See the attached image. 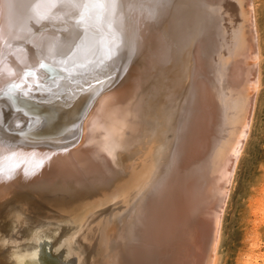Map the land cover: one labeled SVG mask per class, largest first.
I'll use <instances>...</instances> for the list:
<instances>
[{"label":"bare ground","instance_id":"bare-ground-1","mask_svg":"<svg viewBox=\"0 0 264 264\" xmlns=\"http://www.w3.org/2000/svg\"><path fill=\"white\" fill-rule=\"evenodd\" d=\"M179 2L123 0L113 20L121 41L117 54L105 62L107 66L98 74L87 70L89 78L71 82L70 99L65 101L70 106L67 114L79 110L100 88L77 126L73 121L61 132L42 130V135L36 136L30 131L19 138L17 131L24 128L20 121H10L5 128L3 124L18 112L29 115L32 112L26 106L16 111L18 106L14 107L8 98L0 99V142L4 149L0 155L15 152L44 161L29 177L21 167L14 178L0 182V204L12 187L27 191L23 185L32 187L35 184L32 180L38 178H44L46 183L33 189L43 192L33 201L51 209H71L68 214H75L76 223L82 215L70 198L95 195L92 199H103L105 205L109 204L106 209L92 213L87 226L52 249L40 245L39 264H81L84 258L91 257L95 231L102 237L101 250L92 254L97 259L94 264H211L209 257L211 252L215 256L221 212L237 152L240 153L246 137L240 135L243 141L239 144V134L231 136L230 149H226L230 134L225 129L228 125L225 117L233 102L232 112L237 119L241 118L236 123L238 133L243 129L242 123L250 114L252 85L258 83L252 79L251 84L245 79L255 69L251 56L255 50L250 48L244 33L247 27L251 33L252 20L245 17L248 0H207L204 23L199 16L194 19L180 10ZM46 3L47 0H0V48L5 55L0 65L4 71L0 87L10 80L23 88V80L43 83L42 78L51 76L50 70L43 67L54 68L52 65L66 59L69 46L83 35L75 25V15L70 19L66 13L71 10L59 4L51 9V16L62 19L38 20V15L49 11ZM152 12L154 15L149 18ZM102 28L107 31L106 24ZM225 44L237 60L233 63L230 59L235 80L231 83V94L226 96L217 87L216 75L222 72L211 61L214 57L222 66L229 63L223 53H217ZM68 66L71 64L64 65ZM25 67H30L36 77L25 78ZM9 72L14 75L9 76ZM41 89H49V83L45 82ZM40 94H37L40 98L46 97ZM28 120L36 122L33 117ZM74 132L81 136V142L73 148L71 142L67 150L58 149L65 146ZM42 136L58 139H33ZM155 139L149 153L147 147ZM114 143L120 149L110 160L101 147L111 151ZM44 194L55 198L48 202ZM103 211L109 214L104 221L96 216ZM8 226L12 229L14 222ZM8 226L0 227V240L10 239L2 234Z\"/></svg>","mask_w":264,"mask_h":264},{"label":"rangeland","instance_id":"rangeland-1","mask_svg":"<svg viewBox=\"0 0 264 264\" xmlns=\"http://www.w3.org/2000/svg\"><path fill=\"white\" fill-rule=\"evenodd\" d=\"M250 5L252 7H250ZM248 8L251 9L249 12H248L249 10ZM246 9L247 11H246L245 17L247 19L252 20L251 21V33L247 26H246L247 27L246 30H244V33L248 38L247 43L250 45V48L252 46L256 54L252 53L251 55L255 63V65L253 66V69L254 68L255 69L254 70L252 69L253 71L251 72L250 78L249 77L245 78L247 74H244V78L247 80L249 79L248 81H250L251 84L253 83L252 79L257 80L258 83L257 85L254 84L255 86L252 85V98H251L252 101L250 103L251 108H250V114H249L250 120L248 118L250 122L244 118L245 119L243 121L244 123H242L243 129L240 130L238 133V127H236L237 125L236 123L240 122L241 118L237 119L235 116L236 113H233L235 110V108L234 109L232 108L233 102L229 104V110L227 111L228 116L225 117V120H226L225 123H228V125L225 126V129L228 130L230 134L229 136L230 139H228L226 149L228 148L230 149V145L232 141L231 136L234 137V136H238L239 134V138H240L239 144H241V142L243 141L242 138L245 137V134H246V137L243 138L245 140L243 142V146L241 148L240 153L238 154L237 152V156H238L237 161L235 162V165L233 168L231 181L227 189L228 192H227L224 205L222 208L223 211L221 212L222 216H221L219 238H218L216 249L214 251L215 253H213L215 254V256L212 255V252H211L212 256L210 255L209 257V263L211 264H264V0H248V5H246ZM249 15H250V18H249ZM248 22L249 21L247 20V23ZM65 31L66 30H64L63 32ZM230 50L231 49L227 47V44L222 45L221 48L219 47L217 49V53L219 52L223 53L229 60V63H227L229 66L226 64L224 65L225 68L224 66H222L223 63L221 64L219 62L220 60H217V59L213 60L214 57L211 58V61L216 62V65H215L216 67L214 66V68L222 72L221 74H219V72L216 71V73L218 72L216 77H217V87L221 91L223 90V95L231 94L232 92L231 83L235 80L234 78H232L233 76L231 74L232 64L230 66V63H231L230 59H232V62L235 61L233 63H236L237 60H235V58H233L231 53H229ZM240 50L241 49H239L238 51ZM224 69H226L227 71L226 70L224 71ZM245 79H244L243 85H245ZM30 80L32 82L34 81L33 79H30ZM30 80L28 79L26 81L28 82ZM220 80L222 81L223 85ZM26 81L25 80L22 81V83H24L23 84L24 88L25 87L27 88L30 86L29 84H27ZM98 82L100 83L101 81H98ZM218 84L219 85L221 84V85L219 86ZM70 85L69 86L65 85L67 87H65V90L62 92L63 98L60 101L61 102L60 107L63 110L70 109L69 103H66L64 105L65 101L70 99V88H71ZM33 88H35V86H33ZM60 89H62V87ZM44 90H48V89H44ZM68 93H69V97H68ZM41 94L44 95L43 93ZM231 112L234 115H231L232 114ZM246 127L248 128V130L246 129ZM243 131L245 133H243ZM153 132H155V130H153ZM153 132L151 133L153 134ZM156 134H157V130H156L155 136ZM240 135H242V138L240 137ZM75 139H76V142L74 141ZM80 139H81V136L77 132H74V134L72 133L66 139L65 146L60 147L58 149L67 150L68 148H71V146L73 148L75 147L76 143L81 142ZM155 141H157V139H155L153 143L150 142V144L148 145L147 149L149 153L153 149V145ZM239 146H238V150H239ZM132 157L133 156H131L130 158ZM109 158L110 160H113L112 159L113 156H109ZM133 158L135 160L140 159L135 156ZM40 160H43V158H40ZM113 166L115 169L116 168L115 163L113 164ZM119 171L120 170H117V172ZM166 177L167 175H165L164 178H162V180L160 181L164 182V179ZM58 180L65 181L66 179L60 178ZM32 181H27L26 183H30V182H32L33 184L35 183L34 186L30 187L31 185L30 186L23 185L24 187L22 186L21 187L23 189L26 188V190L34 196H42L43 192L41 193V191L39 190L37 191L33 189H36L35 188L36 186L38 189L39 187L41 188L42 186H44L46 183V180L44 178H38ZM35 181H38V182H35ZM41 181L43 184L41 183ZM31 190L33 191L31 192ZM86 212L89 213L88 210ZM108 215H109L108 212L103 211L101 212V214L96 215V216L98 218L103 219L104 221V219L109 217ZM101 237H102L101 233L98 234L95 231L94 236H93L95 244L94 246H92V244L90 245V249H93L92 253H90L91 257L84 258L81 264H87V261L90 264L96 263V260H97L96 256L95 255L92 256V254H94L95 252L97 253L98 250H101V247H100ZM3 256L4 254L0 256V260H1L0 264L1 263L7 264V262L1 259ZM212 261L214 263H212Z\"/></svg>","mask_w":264,"mask_h":264},{"label":"water","instance_id":"water-1","mask_svg":"<svg viewBox=\"0 0 264 264\" xmlns=\"http://www.w3.org/2000/svg\"><path fill=\"white\" fill-rule=\"evenodd\" d=\"M178 5H180L181 7L180 10H184L185 12L190 13L191 15H193L194 19H196V17L199 16V18L203 21V23L207 20V15H206L208 11L206 6L208 5L207 0H180ZM42 30H45V28L41 29V31ZM90 34H94L97 39L99 38V34L95 33V30L91 31ZM104 34L108 35L109 38H111L110 34L107 31L104 32ZM193 44L194 43H192V45ZM67 52H69V50H67ZM95 59L96 57H93V60ZM52 66L54 68L49 66L43 67L47 71L50 70V72L48 73L51 74V76L43 78V83L42 81L37 82L40 85L39 89H37L36 87L35 88L32 87V91L29 97H23L18 93L15 98V105L18 106V109H16V111L26 106L29 108L32 114L30 115L27 114L26 116L25 115L26 112H18L17 114L8 117L9 120L7 118V120L3 124V127L5 128L6 126H8L10 121H20L22 123L20 125H23L22 128L23 127L24 128L17 131L18 134L20 135L19 138H23L25 137L24 134L31 132L37 134L36 136H38V134L42 135L41 133L42 130H45L44 133L46 132L49 133L54 131L61 132L63 129L69 128V126H71V122L73 121H76V126H77L79 121L82 120V117H84L85 112H87L86 110L89 101L91 100L93 95H96V93L100 90V88H98L88 98L87 102H85L84 105L79 110H75L74 112L72 111L69 114H67L66 110H63L60 107L61 105L60 97L62 96V92L65 90V87L69 86L71 82H73L74 80L89 78L87 75L88 71L93 74L96 73L98 74L100 69L106 67L107 65L103 63L97 67L95 64H89L87 68L84 69L77 68V72H74L72 70L66 74H63L61 72L64 71L63 64L58 62L56 63V65H52ZM69 69H72V65L71 67H69ZM28 70H31V68L30 67L24 68V72ZM75 75H81V77L80 78L74 77ZM28 76L36 77V75H28ZM45 82L49 83L50 89L41 90V87ZM11 83H15V82L13 80H10L3 86V88H7V86ZM27 84H29L30 86H35L32 81L31 82L28 81ZM95 85H97V83ZM61 87L62 89H60ZM91 89L92 88H90V90ZM39 93H43L46 97L40 98L37 95ZM79 95L81 96L83 95V93H80ZM4 97L5 96H0V99ZM65 104L66 103H64V105ZM50 113L52 115V118H49L51 117ZM29 117L35 118L36 122H33L32 120L29 123L28 122ZM57 134L58 136H60L59 133ZM33 139L56 140L58 138H53L52 136H48V137L42 136V137H35ZM31 195L32 194L30 192L24 191L18 188V186L12 187V189H10L8 194L6 193L3 196V199L0 204V216H1L0 227L2 228V226L4 225L8 226V224H10L11 221L14 222V227H12L11 229L8 226L7 227L8 230L6 231V233H2V234L7 235L6 237H10V240L19 241L17 245L21 250L26 249L30 251L37 247L40 249V245H42V247H47L48 245L49 249H52L51 247L56 246L64 238L65 239L68 238V236L73 232L75 231L79 232L81 229L87 226L89 223L86 222L90 219L91 215H93L92 213L104 210L109 205V204L108 205L104 204L106 200L104 201L103 199L102 200L92 199V197L95 195L93 196L89 195L90 197L84 196L82 198H77V197L70 198L73 200V202L74 201L76 202L75 205L76 207L78 206L77 212H79L82 215L79 218V220L81 219V221L79 223H76L77 220H75L74 217L75 214L73 212L72 214H68L69 212H71V209H69L68 211L66 210L61 211L62 209H51V207L49 206L45 207L43 206L44 203L36 204V202L33 201L35 196L34 195L31 196ZM48 195L49 194H44L43 198L48 200V202H52L55 197L53 195L50 196ZM87 210L89 211V213L86 212ZM16 212L22 213L25 217V220L20 223H16V217H15ZM24 222L27 225H29V227L27 225H23ZM18 228H20V230H17ZM33 233H36L38 238L40 239L39 244H36L31 239ZM2 250L4 256L1 259L7 262V264H13V261L10 259V256L13 251V246L3 247Z\"/></svg>","mask_w":264,"mask_h":264},{"label":"snow or ice","instance_id":"snow-or-ice-1","mask_svg":"<svg viewBox=\"0 0 264 264\" xmlns=\"http://www.w3.org/2000/svg\"><path fill=\"white\" fill-rule=\"evenodd\" d=\"M122 2L123 0H47L45 6L49 11L46 14L38 15V20L62 19V17L51 16V9L56 8L59 4L71 10L66 15L71 19L74 14L75 25L83 32L78 41L74 45L69 46L66 59L60 62L64 65H72V69L64 67V71H72L77 68L84 69L89 64H95L98 67L100 64L111 61L115 57L121 46V41L113 28V20ZM152 2L162 4L165 0H152ZM152 15H154V12L150 13L149 18ZM104 24H106L107 32L111 34V38L104 34V29L102 28ZM93 29L95 33L99 34L98 39L94 34H90ZM54 47L55 45L49 48L50 53ZM93 57H96V59L93 60ZM4 60V51L0 48V65H3ZM43 66L42 64L41 67ZM8 75L12 76L14 74L9 72ZM28 75H35V73L28 70L25 72V78ZM3 78L4 71L0 68V81ZM33 84L39 89L40 85L36 81H33ZM31 91V87L22 88L18 83H11L7 88L0 87V96L7 97L15 107L17 94L29 97ZM25 115L27 116V113ZM17 126L19 127V125ZM3 150V143L0 142V152H3ZM43 162V160L34 161L33 157L25 156L22 153L13 152L10 156L0 155V182L14 178L17 170L21 167L24 169V175L29 177L34 174L36 169L43 166Z\"/></svg>","mask_w":264,"mask_h":264},{"label":"clouds","instance_id":"clouds-1","mask_svg":"<svg viewBox=\"0 0 264 264\" xmlns=\"http://www.w3.org/2000/svg\"><path fill=\"white\" fill-rule=\"evenodd\" d=\"M119 149H120V145L118 143L113 144L111 151H109L107 147H104V146L101 147V151H104L109 156H113V157ZM15 217H16V223H20L25 220L24 215L20 212H16ZM31 239L36 244L40 243V239L38 238L36 233H33V236L31 237ZM9 246H13V251L10 256V259L13 261V264H39V251L40 250L38 247L30 251L26 249L21 250L15 240H10L8 238L0 240V247H9Z\"/></svg>","mask_w":264,"mask_h":264}]
</instances>
